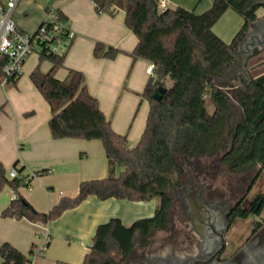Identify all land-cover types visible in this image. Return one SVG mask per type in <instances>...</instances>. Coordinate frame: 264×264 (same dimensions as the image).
<instances>
[{
  "label": "trees",
  "instance_id": "1",
  "mask_svg": "<svg viewBox=\"0 0 264 264\" xmlns=\"http://www.w3.org/2000/svg\"><path fill=\"white\" fill-rule=\"evenodd\" d=\"M90 1L98 14L113 17L124 11L126 26L138 39L131 57L154 65V75L141 95L150 106L143 135L131 147L126 136L114 132L97 99L88 92L82 73L69 71L65 80L56 78L70 47L62 55H40V62L49 61L51 69L43 73L38 66L30 79L51 108L52 137L101 141L109 176L82 183L76 198H64L49 213L41 214L18 194L20 188L29 186L28 178L21 176L22 170L18 177L10 178L0 163V191L10 187L17 194L0 217L48 224L90 196L102 201L159 199L160 207L152 218L138 220L130 227L119 219L100 225L83 261L132 264L130 258L136 249H150L156 232L171 230L174 191L183 187L179 159L191 163L189 173L204 182L209 178L214 182L224 171L241 179L240 185L259 169L254 184L264 172V74L254 79L239 75V84L229 91L216 84L233 67L235 53L250 25L259 19L260 5L257 0H213L208 11L196 14L183 8L162 11L159 0ZM227 11L243 19L242 28L229 44L213 32ZM119 54L100 43L94 49L96 58L115 59ZM6 63L5 58L0 59V79ZM19 78L8 86L15 85ZM160 88L165 93L157 100L154 96ZM237 186L231 187L232 197ZM260 197L263 199L264 194ZM33 257V250L26 256L8 243L0 247L1 264H32Z\"/></svg>",
  "mask_w": 264,
  "mask_h": 264
},
{
  "label": "crops",
  "instance_id": "2",
  "mask_svg": "<svg viewBox=\"0 0 264 264\" xmlns=\"http://www.w3.org/2000/svg\"><path fill=\"white\" fill-rule=\"evenodd\" d=\"M164 1L167 9L183 8L196 14L205 13L213 3ZM50 10L60 11L75 34L56 78L65 80L69 71L82 73L88 92L97 99L114 132L126 136L131 147L136 146L150 110L149 103L141 97L150 78V63L131 57L138 39L125 24V12L120 10L113 17L98 14L90 0H22L14 21L20 30L34 34ZM258 18H264L263 8L259 9ZM242 26V17L227 11L213 32L229 44ZM97 43L120 54L115 59L96 58ZM38 66L48 73L52 65L49 61L41 63L39 56L33 54L26 60L17 83L0 89V163L8 175L18 164V176L22 170L21 176L27 177L29 183L18 194L37 212L47 214L62 199L76 198L82 183L107 179L109 170L101 141L52 137L51 108L30 79ZM16 197L10 187L0 191V214ZM159 207V199L102 201L90 196L48 224L0 217V247L8 243L29 256L47 240L46 251L32 264H83L100 225L119 219L130 227L138 220L152 218Z\"/></svg>",
  "mask_w": 264,
  "mask_h": 264
},
{
  "label": "flooded vegetation",
  "instance_id": "3",
  "mask_svg": "<svg viewBox=\"0 0 264 264\" xmlns=\"http://www.w3.org/2000/svg\"><path fill=\"white\" fill-rule=\"evenodd\" d=\"M260 33H264L263 22L253 28L252 36L256 37ZM252 180L245 194L236 199L232 197V189L229 190L230 197L227 198L224 191L214 189L211 184L200 181L189 173L188 182L183 183L178 195L174 194L176 205L180 203L184 221L189 222L191 226L189 245L183 250L173 245L165 255L155 259L140 258L135 263L145 261L147 264H264V198L261 199L260 195L251 197L256 183L252 184ZM195 196L209 209V217L214 218L213 230L209 227L205 230L198 229V225L193 221L188 197ZM199 208L201 211L202 207ZM239 215H246L247 218H239ZM250 219L252 221L245 235L231 238L230 233L234 227Z\"/></svg>",
  "mask_w": 264,
  "mask_h": 264
},
{
  "label": "built area",
  "instance_id": "4",
  "mask_svg": "<svg viewBox=\"0 0 264 264\" xmlns=\"http://www.w3.org/2000/svg\"><path fill=\"white\" fill-rule=\"evenodd\" d=\"M22 0H0V59L7 60L0 79V89H6L13 79L22 75L26 60L33 54L62 55L66 53L75 34L68 22L64 21L57 10H50L41 26L34 34H28L18 28L14 14ZM164 0H159V9L167 10ZM149 77L154 75V65L147 68ZM10 178L18 177L17 168L13 169ZM47 249V240L34 250V258L42 255ZM33 263V262H32Z\"/></svg>",
  "mask_w": 264,
  "mask_h": 264
},
{
  "label": "rangeland",
  "instance_id": "5",
  "mask_svg": "<svg viewBox=\"0 0 264 264\" xmlns=\"http://www.w3.org/2000/svg\"><path fill=\"white\" fill-rule=\"evenodd\" d=\"M257 51L256 55H252L246 63L245 66V73H239L236 75V78H228L225 76L224 78L218 79L216 84L219 88H223L224 90L229 91L233 87L237 86L239 84V80L237 77L239 75H242L245 79H251V78H257L260 75L264 74V49L261 50L260 48L256 49ZM254 51V53H255ZM36 56V54H34ZM38 56V55H37ZM23 70V69H22ZM178 165L180 166L182 173H183V183L188 182L189 178V171L187 168L191 167V163L185 160H178ZM259 169L256 170V172L248 175L246 179L240 183L239 185V178H233L229 176L227 173L222 171L217 176V179L212 182V179L209 178L207 179L206 182L208 184H211L214 189H218V191H224L226 194V197H230V192L229 190L231 189L232 185L235 184L237 186L236 191L234 192V197L236 199H240L241 196H243L246 192L247 187L249 186L250 182L252 179H254L257 176V172ZM211 173H217L214 172V170H211ZM200 181H204L203 179H199ZM239 180V181H238ZM236 181L237 184H236ZM213 183V184H212ZM182 190L179 189L177 191H174L175 195H178L180 191ZM264 194V172L261 174L260 178L258 181L255 183L253 191L251 193V197H255L258 195ZM226 198V199H227ZM172 222L170 224L171 230L169 232H156L154 236V245L148 249V250H141V249H136L134 254L131 257L130 263H135L137 262L140 258L146 257L147 259H155L156 257L160 255H165L167 251H169L170 247L175 245L179 249L183 250L189 245V231L191 230V226L189 222H185L184 218L182 216V212L180 209V203L175 205L174 210L172 212ZM252 219L248 220L245 223H240L239 225L237 224L232 232L230 233L231 238L236 239L237 237L244 236L246 229L250 226V222ZM142 261V260H141ZM143 264H147L145 261H142Z\"/></svg>",
  "mask_w": 264,
  "mask_h": 264
},
{
  "label": "water",
  "instance_id": "6",
  "mask_svg": "<svg viewBox=\"0 0 264 264\" xmlns=\"http://www.w3.org/2000/svg\"><path fill=\"white\" fill-rule=\"evenodd\" d=\"M256 4L260 5V8H263V11H264V0H257ZM262 22L264 23V18L258 19L256 22L250 25L249 32L246 34V37L244 38L243 42L241 43L240 47L235 53V62H234L233 67L229 70L227 74L228 78L235 79L237 74L239 73L244 74L247 60L254 54V51L256 50V48H260L261 50L264 49V33H260L256 37L252 36L253 28L257 24H260ZM164 93H165V89L160 88L159 92L156 93L154 96L155 99L160 100L161 95ZM252 183H253V180H252ZM251 186L252 184L250 185V187ZM188 201L190 202L189 204L192 207L191 211H192L193 221L198 225V229L205 230L206 227H209L213 230L215 221H214V218L209 217V214H210L209 209L206 206H204V204L200 201V199L197 196L188 197ZM199 206L202 207L201 211L199 210L200 209ZM205 208L208 210H205ZM207 221H208V224H206Z\"/></svg>",
  "mask_w": 264,
  "mask_h": 264
}]
</instances>
